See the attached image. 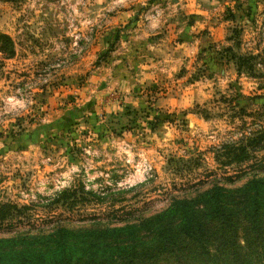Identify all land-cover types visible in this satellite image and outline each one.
I'll use <instances>...</instances> for the list:
<instances>
[{
	"label": "rangeland",
	"instance_id": "rangeland-1",
	"mask_svg": "<svg viewBox=\"0 0 264 264\" xmlns=\"http://www.w3.org/2000/svg\"><path fill=\"white\" fill-rule=\"evenodd\" d=\"M184 1L0 0V264H52L47 237L16 231L58 222L68 264H153L141 221L212 182L231 202L251 187L264 0H229L220 39L172 65L150 46L194 23Z\"/></svg>",
	"mask_w": 264,
	"mask_h": 264
},
{
	"label": "trees",
	"instance_id": "trees-1",
	"mask_svg": "<svg viewBox=\"0 0 264 264\" xmlns=\"http://www.w3.org/2000/svg\"><path fill=\"white\" fill-rule=\"evenodd\" d=\"M258 134L254 147H264L257 145L264 133ZM255 163V176L248 180L251 187L240 193V201L228 200L223 186L212 182L192 198L173 197L167 207L141 221L152 239L150 247L142 246L139 262L143 263L150 249L153 264H264V189L260 188L264 161ZM194 198L200 199V206L189 204ZM19 232L30 240L47 237L45 245L52 251V264H68L77 249V241L68 238L62 222ZM9 240H14L13 235Z\"/></svg>",
	"mask_w": 264,
	"mask_h": 264
},
{
	"label": "crops",
	"instance_id": "crops-1",
	"mask_svg": "<svg viewBox=\"0 0 264 264\" xmlns=\"http://www.w3.org/2000/svg\"><path fill=\"white\" fill-rule=\"evenodd\" d=\"M228 1L185 0L177 11L185 12L186 15L194 14V23L183 25L181 28H173L169 32V35H172L170 38L166 34L158 35L159 37L150 46L153 52L163 56L172 65H180L185 59L193 60L192 55L196 53L198 48L205 46L209 41L220 39L222 32L226 29L227 21L221 19L222 16L220 15L226 9L225 5ZM230 1L232 2V0ZM181 33L185 34L186 40L180 38L177 43H172V37Z\"/></svg>",
	"mask_w": 264,
	"mask_h": 264
}]
</instances>
